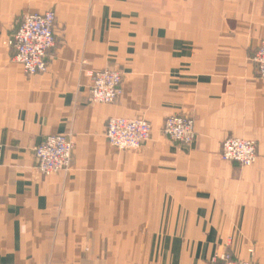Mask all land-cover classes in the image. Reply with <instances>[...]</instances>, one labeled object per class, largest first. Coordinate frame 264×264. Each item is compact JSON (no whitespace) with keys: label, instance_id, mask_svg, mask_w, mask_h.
<instances>
[{"label":"crops","instance_id":"obj_1","mask_svg":"<svg viewBox=\"0 0 264 264\" xmlns=\"http://www.w3.org/2000/svg\"><path fill=\"white\" fill-rule=\"evenodd\" d=\"M53 11L49 72L27 77L4 47L28 13ZM264 0H0V264H264ZM118 70L122 95L89 102L91 75ZM195 121L180 145L170 116ZM111 118L144 119L152 139L119 152ZM75 144L46 177L35 149ZM228 137L255 141L252 167L223 161Z\"/></svg>","mask_w":264,"mask_h":264},{"label":"built area","instance_id":"obj_2","mask_svg":"<svg viewBox=\"0 0 264 264\" xmlns=\"http://www.w3.org/2000/svg\"><path fill=\"white\" fill-rule=\"evenodd\" d=\"M56 14H25L13 36L11 45L15 50L14 61L25 75L34 77L49 71V54L56 47ZM259 75L264 79V43L256 57ZM92 87L89 102L110 105L122 95L123 74L117 70L105 69L92 74ZM164 133L173 141L189 145L196 138L195 123L192 119L172 116L165 122ZM152 127L147 121L112 118L107 125V138L110 145L118 150L139 149L149 141ZM74 142L66 135H51L35 149L39 172L46 177L68 172L72 165ZM222 159L237 163L241 167H252L258 159L255 141L232 137L222 145ZM211 264H251L236 260L230 254L215 256Z\"/></svg>","mask_w":264,"mask_h":264},{"label":"rangeland","instance_id":"obj_3","mask_svg":"<svg viewBox=\"0 0 264 264\" xmlns=\"http://www.w3.org/2000/svg\"><path fill=\"white\" fill-rule=\"evenodd\" d=\"M56 22H57V18H56ZM55 27H56V24H55ZM15 34H13L12 36H11V38L9 39V40H7V41H5L4 42V47H11L12 45H11V42H12V39H13V36H14ZM264 43V41L262 42V44ZM262 44H261V46H262ZM56 45H57V39H56ZM261 46L259 47V49L261 48ZM56 48V47H55ZM54 48V49H55ZM259 49H258V51H257V53H256V55L254 56V58H253V62H254V64L256 65V68H257V73H258V76H259V78L260 79H262L261 77H260V75H259V66H258V64H257V62H256V57H257V54H258V52H259ZM15 51V50H14ZM53 51V50H52ZM51 51V52H52ZM14 57H15V55H14ZM14 57H13V59H12V61L14 62V63H16L15 61H14ZM48 64H49V59H48ZM49 68H50V66H49ZM105 70V69H104ZM100 71H102V70H100ZM118 71V70H117ZM49 72V71H48ZM98 72V71H97ZM120 72V71H119ZM96 73V72H95ZM94 74V73H93ZM43 75H45V74H43ZM92 76V75H91ZM28 77V76H27ZM35 77V76H34ZM123 78H124V76H123ZM263 81H264V79H262ZM123 82H124V79H123ZM174 116H180V115H174ZM170 117H172V116H170ZM170 117H168V118H170ZM182 117H185V116H182ZM167 118V119H168ZM189 118V117H188ZM112 119V118H111ZM124 119H126V118H124ZM166 119V120H167ZM190 119H192V118H190ZM128 120H132V119H128ZM134 120H143V121H147V120H144V119H134ZM193 120V119H192ZM194 121V120H193ZM150 125H151V127H152V124L149 122V121H147ZM166 122V121H165ZM194 123H195V121H194ZM165 128V123H164V126H163V130H162V133H163V135L165 136V137H167V138H169L167 135H165V133H164V129ZM195 129H196V126H195ZM152 136H153V127H152V132H151V137H150V139H149V141L152 139ZM196 136H197V132H196ZM106 137H107V134H106ZM228 138H232V137H228ZM228 138H226L225 140H227ZM169 139H171V138H169ZM196 139V138H195ZM244 139V138H243ZM107 140H108V138H107ZM172 140V139H171ZM224 140V141H225ZM248 140V139H247ZM149 141H147V142H149ZM173 141V140H172ZM195 141V140H194ZM224 141L222 142V145H223V143H224ZM109 142V141H108ZM147 142H145V143H143V145L139 148V149H128V150H123V151H121V150H118V149H116V148H114L115 150H117V151H119V152H136V151H139L140 149H142V147L144 146V144H146ZM173 142H175V141H173ZM175 143H178V142H175ZM110 144V143H109ZM178 144H180V145H186V144H181V143H178ZM192 144V143H191ZM257 144V143H256ZM190 145V144H189ZM74 149H75V144H74ZM73 156H74V153H73ZM221 157H222V147H221ZM224 161V160H223ZM72 162H73V159H72ZM232 163V162H231ZM71 167H72V165H71ZM71 169V168H70ZM64 173H66V172H64ZM58 175V174H57ZM237 260V259H236ZM241 261H243V260H241ZM245 262H249V263H251V261H245ZM252 264V263H251Z\"/></svg>","mask_w":264,"mask_h":264}]
</instances>
